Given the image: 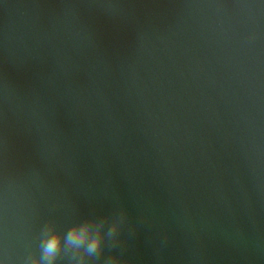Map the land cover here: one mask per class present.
<instances>
[{
	"label": "water",
	"instance_id": "obj_1",
	"mask_svg": "<svg viewBox=\"0 0 264 264\" xmlns=\"http://www.w3.org/2000/svg\"><path fill=\"white\" fill-rule=\"evenodd\" d=\"M89 218L85 264H264V0H0V264Z\"/></svg>",
	"mask_w": 264,
	"mask_h": 264
},
{
	"label": "clouds",
	"instance_id": "obj_2",
	"mask_svg": "<svg viewBox=\"0 0 264 264\" xmlns=\"http://www.w3.org/2000/svg\"><path fill=\"white\" fill-rule=\"evenodd\" d=\"M105 221L89 218L73 224L66 233L58 231L54 224L46 226L40 242L41 255L39 259H30V264H55L61 253L71 252V257L76 264H85L91 258L100 260L105 252ZM120 224L113 223L107 235H118ZM115 245H113L114 247ZM78 258V259H77ZM104 264H121L118 256H109Z\"/></svg>",
	"mask_w": 264,
	"mask_h": 264
}]
</instances>
